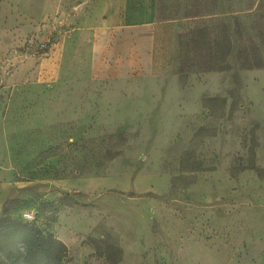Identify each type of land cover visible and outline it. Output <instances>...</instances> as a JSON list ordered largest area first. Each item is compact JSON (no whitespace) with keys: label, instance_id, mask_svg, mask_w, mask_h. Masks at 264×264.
<instances>
[{"label":"rangeland","instance_id":"1","mask_svg":"<svg viewBox=\"0 0 264 264\" xmlns=\"http://www.w3.org/2000/svg\"><path fill=\"white\" fill-rule=\"evenodd\" d=\"M84 3L0 0V216L36 217L69 264H264V0H155L136 59L172 65L127 74L117 43L93 78L69 65L91 59L68 40L98 27ZM148 198L125 250L112 209Z\"/></svg>","mask_w":264,"mask_h":264},{"label":"crops","instance_id":"2","mask_svg":"<svg viewBox=\"0 0 264 264\" xmlns=\"http://www.w3.org/2000/svg\"><path fill=\"white\" fill-rule=\"evenodd\" d=\"M83 1L86 4H81V11L85 10V6H89V11L96 15L98 27L90 29V37L79 35L76 38L78 30L74 29V40H68L74 44L75 49H77V44L84 42L92 51L90 61L82 63L80 62L81 59H75L74 63L69 64L79 69L85 67L87 70L84 77H101V67L110 65V61L114 62L111 58L108 59V56H111L113 45L117 43L127 52V59H123V63L119 64L127 69V72H125L127 74L133 69L170 67L172 65H169V63H154L153 60L150 63L142 64L139 59H136L138 55L136 53L145 51L147 42L151 45V51L154 48L157 35L156 25L159 20L157 9L153 5L155 0ZM115 33L117 34L116 37H114ZM105 35L106 38L103 40ZM67 36H69V33L62 35L61 39L53 44L51 51L39 57L42 62L39 65L40 72L43 74L41 78L44 79L48 72H52L50 69H54V75H56L65 66L62 54L67 50ZM74 72L77 73L76 70ZM128 199L130 198L128 197ZM146 200L148 203L144 202L140 207H133L126 201L127 204L125 203L124 206L118 205V207L112 209L113 216H115V226L120 235L121 247L125 250L139 251L140 246L138 243L149 230V217L153 209H151V205H154L152 202L155 199L148 198ZM139 218L142 222L139 221ZM63 242L68 245L67 241Z\"/></svg>","mask_w":264,"mask_h":264},{"label":"trees","instance_id":"3","mask_svg":"<svg viewBox=\"0 0 264 264\" xmlns=\"http://www.w3.org/2000/svg\"><path fill=\"white\" fill-rule=\"evenodd\" d=\"M20 263L69 264V248L38 225L36 217L19 219L5 212L0 216V264Z\"/></svg>","mask_w":264,"mask_h":264},{"label":"built area","instance_id":"4","mask_svg":"<svg viewBox=\"0 0 264 264\" xmlns=\"http://www.w3.org/2000/svg\"><path fill=\"white\" fill-rule=\"evenodd\" d=\"M27 218H33V214L32 213H27L26 215H25Z\"/></svg>","mask_w":264,"mask_h":264}]
</instances>
